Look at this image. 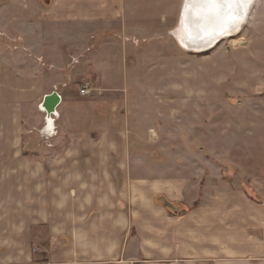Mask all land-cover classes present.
I'll use <instances>...</instances> for the list:
<instances>
[{"label":"crops","instance_id":"0c3cea01","mask_svg":"<svg viewBox=\"0 0 264 264\" xmlns=\"http://www.w3.org/2000/svg\"><path fill=\"white\" fill-rule=\"evenodd\" d=\"M183 1L0 0V264H116L126 237H140L131 258L157 260L149 264H264V202L231 192L223 167L217 187L208 171L176 164L172 176L117 169L134 161L118 117L134 45L119 35L132 19H178ZM255 6L264 17V0ZM85 80L92 89L81 96ZM55 91L57 134L45 140L39 106ZM119 178L150 196L130 205L140 210L135 234ZM157 196L178 202V213Z\"/></svg>","mask_w":264,"mask_h":264},{"label":"rangeland","instance_id":"374dc122","mask_svg":"<svg viewBox=\"0 0 264 264\" xmlns=\"http://www.w3.org/2000/svg\"><path fill=\"white\" fill-rule=\"evenodd\" d=\"M260 13L255 6L235 37L204 53L178 45L174 37L177 17L132 19V26L128 25L132 32L128 29L119 35L134 45L127 59L134 72L127 87H122L131 97L118 117L128 136L124 149L134 161L118 162V170L139 176L146 169L150 175L167 171L172 176L176 164L178 173L189 174L191 167L196 172L208 171L207 177L217 187L223 167L222 176L231 192L239 187L253 200L264 202V17ZM239 39L241 43L234 45ZM142 157L149 161L143 162ZM118 182L123 200L119 203L133 221L131 232L135 234V227L140 228V210L130 205L136 207L150 196H136L141 186L137 179L119 178ZM154 202L171 214L180 210L178 202L163 196ZM139 239L123 240L116 264L157 262L144 260L141 254L131 258L140 253Z\"/></svg>","mask_w":264,"mask_h":264},{"label":"bare ground","instance_id":"6f19581e","mask_svg":"<svg viewBox=\"0 0 264 264\" xmlns=\"http://www.w3.org/2000/svg\"><path fill=\"white\" fill-rule=\"evenodd\" d=\"M253 2L254 0H184L174 31L175 40L186 51L207 52L222 40L235 37L242 30ZM242 8L241 16L237 17V11ZM233 44L237 45V41H233ZM52 115L51 118H58L57 111Z\"/></svg>","mask_w":264,"mask_h":264},{"label":"water","instance_id":"95a60500","mask_svg":"<svg viewBox=\"0 0 264 264\" xmlns=\"http://www.w3.org/2000/svg\"><path fill=\"white\" fill-rule=\"evenodd\" d=\"M242 4V3H240ZM244 7V6H243ZM243 11L242 9H239V11H237V17L241 16ZM190 23V22H189ZM61 101V97L59 96V94L55 91L52 92L49 95H46L41 103V105L39 106L40 110L43 111L46 115V122L48 123L47 127H45V131L51 129L52 127V119H51V115L52 114H56V108L58 106V104ZM168 207H170V203L166 204Z\"/></svg>","mask_w":264,"mask_h":264},{"label":"built area","instance_id":"2783aa9c","mask_svg":"<svg viewBox=\"0 0 264 264\" xmlns=\"http://www.w3.org/2000/svg\"><path fill=\"white\" fill-rule=\"evenodd\" d=\"M92 89V82L90 80H85L83 81V83L81 84L80 88H79V94L81 96H86L90 93ZM53 115H51L52 117ZM52 119V127L51 129L45 131V127H47L48 123L45 120V125L43 126V128L40 130V136L45 139H51L52 137H54L57 134V127L55 125V117L51 118Z\"/></svg>","mask_w":264,"mask_h":264}]
</instances>
